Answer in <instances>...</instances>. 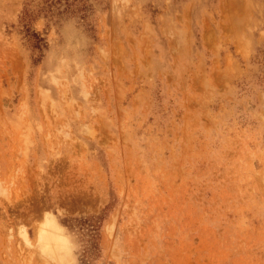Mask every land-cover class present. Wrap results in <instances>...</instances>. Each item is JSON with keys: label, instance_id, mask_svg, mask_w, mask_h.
Segmentation results:
<instances>
[{"label": "rangeland", "instance_id": "obj_1", "mask_svg": "<svg viewBox=\"0 0 264 264\" xmlns=\"http://www.w3.org/2000/svg\"><path fill=\"white\" fill-rule=\"evenodd\" d=\"M0 188V264H264V0H0Z\"/></svg>", "mask_w": 264, "mask_h": 264}, {"label": "clouds", "instance_id": "obj_2", "mask_svg": "<svg viewBox=\"0 0 264 264\" xmlns=\"http://www.w3.org/2000/svg\"><path fill=\"white\" fill-rule=\"evenodd\" d=\"M4 195V191L0 188V196ZM52 216L55 220L56 228L51 230L53 235L50 241V248L53 251L58 250V255L64 257L63 259H53L47 252L43 253L45 258L49 260L50 264H79V253L82 251V242L79 237L67 228L61 221L62 216L56 212H46L44 218L39 222L45 223V219ZM37 240H39V232L37 233Z\"/></svg>", "mask_w": 264, "mask_h": 264}, {"label": "bare ground", "instance_id": "obj_3", "mask_svg": "<svg viewBox=\"0 0 264 264\" xmlns=\"http://www.w3.org/2000/svg\"><path fill=\"white\" fill-rule=\"evenodd\" d=\"M48 222H49V224H47L44 227V229L40 230V232H39V240H40V242H42L44 249L46 251H48L47 253H51L52 255H57L58 250L53 251L50 248V241H51V238H52V235H53L51 230H54L56 228V224H55V222H53L51 220L48 221Z\"/></svg>", "mask_w": 264, "mask_h": 264}, {"label": "trees", "instance_id": "obj_4", "mask_svg": "<svg viewBox=\"0 0 264 264\" xmlns=\"http://www.w3.org/2000/svg\"><path fill=\"white\" fill-rule=\"evenodd\" d=\"M99 218L98 217H88V219H79V220H75V219H67L66 222L69 223L70 225L76 223H84V222H87V224H89L90 227H93L94 226V223L97 222Z\"/></svg>", "mask_w": 264, "mask_h": 264}]
</instances>
